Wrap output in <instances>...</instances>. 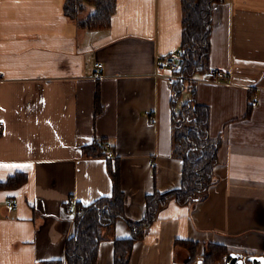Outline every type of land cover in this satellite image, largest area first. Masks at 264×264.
Segmentation results:
<instances>
[{
  "label": "crops",
  "instance_id": "1",
  "mask_svg": "<svg viewBox=\"0 0 264 264\" xmlns=\"http://www.w3.org/2000/svg\"><path fill=\"white\" fill-rule=\"evenodd\" d=\"M64 2L0 0V165L20 166L0 167V183L19 175L0 185V264L63 258L74 230L65 205L110 194L108 162L118 164L132 220L143 216L147 193L181 180L171 81L155 75L156 57L180 47L181 0H115L105 27L80 24L95 9L90 1L74 17ZM194 78L198 101L210 108V135L220 140L215 181L191 205L169 201L134 242L129 264H186L177 238L200 242L192 264L207 242L264 254V0L215 4L210 67ZM129 235L125 219L104 229L96 264H113L114 239Z\"/></svg>",
  "mask_w": 264,
  "mask_h": 264
},
{
  "label": "trees",
  "instance_id": "2",
  "mask_svg": "<svg viewBox=\"0 0 264 264\" xmlns=\"http://www.w3.org/2000/svg\"><path fill=\"white\" fill-rule=\"evenodd\" d=\"M95 9L80 20L86 27H105L110 24L115 11V0H88ZM223 0H181V42L179 50L183 59L177 70L179 78L171 82V130L172 154L182 159L180 184L160 191L153 190L145 195L143 216L138 220L127 218L125 212V191L121 187L118 164L108 162L112 177V192L89 203H77L74 208L65 207L74 214V230L65 242L63 258L44 260L40 264H96L99 243L104 238V229L113 226L118 219H125L130 235L114 239L113 264H129L134 242L144 237L145 232L156 220L158 213L171 200L181 205H191L207 196L209 187L215 181L214 167L218 162L220 140L210 135V108L198 101L197 74L205 73L210 67L211 31L213 8ZM81 0H65L64 12L74 17L82 7ZM189 97L177 109L183 90ZM101 110L98 98L95 100V114ZM94 144L91 145V147ZM97 153H103L101 143L95 146ZM25 178V175H22ZM22 178V179H23ZM19 181V175H11L0 185L11 186ZM175 243L188 251L186 264H192L197 257L200 242L177 238ZM229 254L221 244L207 242L204 245L203 264H217ZM229 256V255H228Z\"/></svg>",
  "mask_w": 264,
  "mask_h": 264
},
{
  "label": "built area",
  "instance_id": "3",
  "mask_svg": "<svg viewBox=\"0 0 264 264\" xmlns=\"http://www.w3.org/2000/svg\"><path fill=\"white\" fill-rule=\"evenodd\" d=\"M156 69H155V75H166L167 79L169 81H173L177 78H179V74L177 73V70H179L183 65V59L181 57L180 50H175L174 52L167 54V55H158L156 57ZM100 66L101 63H98ZM210 74L212 75L213 79H223L225 76V71L222 68H210ZM147 116L150 121H154L155 117L152 113V111L147 112ZM5 122L3 120H0V132L3 129ZM104 146L107 148L111 146L109 142L104 143ZM13 207L18 206V200L17 198H12L11 200Z\"/></svg>",
  "mask_w": 264,
  "mask_h": 264
},
{
  "label": "water",
  "instance_id": "4",
  "mask_svg": "<svg viewBox=\"0 0 264 264\" xmlns=\"http://www.w3.org/2000/svg\"><path fill=\"white\" fill-rule=\"evenodd\" d=\"M245 261L251 264H264V254H252L243 257L237 252H230L226 264H245ZM197 263L203 264V259H199Z\"/></svg>",
  "mask_w": 264,
  "mask_h": 264
},
{
  "label": "rangeland",
  "instance_id": "5",
  "mask_svg": "<svg viewBox=\"0 0 264 264\" xmlns=\"http://www.w3.org/2000/svg\"><path fill=\"white\" fill-rule=\"evenodd\" d=\"M202 75H205V73H202ZM171 91H172V89H171ZM172 94H173V91H172ZM182 97H180V99H179V103H178V105H177V109L179 108V105H181V103L184 101V100H186L188 97H189V95H190V93H189V91H187L186 89H184L183 90V92H182ZM112 227V226H111ZM108 228H110V227H108Z\"/></svg>",
  "mask_w": 264,
  "mask_h": 264
},
{
  "label": "snow or ice",
  "instance_id": "6",
  "mask_svg": "<svg viewBox=\"0 0 264 264\" xmlns=\"http://www.w3.org/2000/svg\"><path fill=\"white\" fill-rule=\"evenodd\" d=\"M0 167H20L19 165H0Z\"/></svg>",
  "mask_w": 264,
  "mask_h": 264
}]
</instances>
